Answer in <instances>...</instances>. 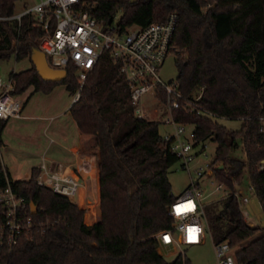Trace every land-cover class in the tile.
Wrapping results in <instances>:
<instances>
[{
  "label": "trees",
  "instance_id": "1",
  "mask_svg": "<svg viewBox=\"0 0 264 264\" xmlns=\"http://www.w3.org/2000/svg\"><path fill=\"white\" fill-rule=\"evenodd\" d=\"M17 1L0 0V60L11 55L30 60L39 49L42 33L33 17L10 18ZM85 2L91 16L104 25L115 21L120 29L146 26L164 20L171 11L177 13L170 52L175 55L177 88L188 98L201 91L199 105L216 117L196 114L191 107H180L174 116L193 125L195 144L216 143L209 168L230 190L204 207L210 235L214 243L233 246L238 263L264 264V227L245 221L233 195L245 168L264 213V170L258 169L264 159L259 130V116L264 115V0ZM65 70L61 81H45L31 62L10 74L11 93L20 95L29 87L46 92L63 83L74 95L79 87L75 69ZM159 95L164 100V94ZM69 112L82 133L96 137L99 148L98 219L85 223L83 208L37 185L38 170L33 167L28 179L11 181V188L26 201L30 223L12 247L0 237V264H191L181 253L167 261L156 238L173 225L168 211L175 196L168 171L178 158L160 135L157 121L134 115L128 85L107 52L88 73ZM217 118L241 119L242 124L232 130ZM5 125L0 119V144ZM239 139L244 159L230 155ZM79 148L96 151L94 138L85 137ZM7 179L12 178L0 160V189ZM81 199L86 207L83 190ZM30 203L37 206L35 214Z\"/></svg>",
  "mask_w": 264,
  "mask_h": 264
},
{
  "label": "built area",
  "instance_id": "2",
  "mask_svg": "<svg viewBox=\"0 0 264 264\" xmlns=\"http://www.w3.org/2000/svg\"><path fill=\"white\" fill-rule=\"evenodd\" d=\"M86 4L85 0H34L32 4L26 5L21 13L10 18L19 20L22 15L30 14L41 30L39 49L44 53L48 65L54 69H65L67 66L75 69L79 87L73 102L78 99L88 73L101 55L107 52L111 60L118 65L119 73L128 85L134 115L156 121L157 117L149 118L145 110L147 104L156 102L161 105L154 108L156 115L162 114V108L166 111L161 122L171 126L173 133L162 137L164 141L169 142L170 150L180 161L181 167L189 170L190 163L198 156V153H193V148L200 143L195 144L193 130L187 137L183 136L188 124L176 120L174 111L180 107H191L196 114L211 118L216 116L199 105L201 91L188 98L178 90L175 81L164 83L159 77L160 66L166 55L171 52L177 13L171 11L164 20L146 26L131 25L120 29L115 21L104 25L102 21L91 16ZM12 90L13 86L0 79L1 120L21 117L22 100L19 95L11 93ZM148 93H152V98L146 103L142 98ZM160 93L164 94V100H161ZM259 130L264 137V115L259 116ZM35 168L38 170L37 185L71 201L73 197L78 196L81 185L79 178L65 172L61 164L49 160L43 154ZM258 169L264 170V159L258 163ZM194 176L196 179L191 180L183 193L175 197L170 205L168 213L174 220L173 225L156 234L159 246L175 250L182 245H199L204 242L206 234H210L204 211L206 203L199 189L200 179L214 177L209 163L206 169L195 167ZM11 181L13 179H7L6 187L0 189V237L9 247L17 243L19 236L30 223V219L25 216L26 201L11 188ZM249 189L254 191L251 183ZM214 190H223L222 198L230 194V191L224 189L221 181L215 185ZM233 195L238 204L239 201L247 204V197L240 199L236 192H233ZM239 209L246 221L249 211L242 209L240 204ZM214 252L216 264H241L234 259L233 246L227 241L214 243Z\"/></svg>",
  "mask_w": 264,
  "mask_h": 264
},
{
  "label": "rangeland",
  "instance_id": "3",
  "mask_svg": "<svg viewBox=\"0 0 264 264\" xmlns=\"http://www.w3.org/2000/svg\"><path fill=\"white\" fill-rule=\"evenodd\" d=\"M34 0H18L15 5V12L21 13L26 5H30ZM251 66V64H249ZM31 66L28 58L16 60L14 55L9 58L0 60V79L4 83H9L13 86L10 79L12 72H19ZM159 77L164 83L176 81L177 67L175 64V55L168 53L160 66ZM22 100L21 111L19 118H9L1 134L2 143L0 144V160L3 167L8 171L13 180H25L30 177L31 169L41 161V155L44 154L48 158H57L56 152L60 146L55 140L62 142L61 133H68L73 129V118L69 112V107L73 102V93L67 90L65 84L56 83L50 90L34 91L33 87H29L19 95ZM152 93L143 96L144 102L151 101ZM161 105L156 103L147 104L145 110L148 117H157L158 130L161 136L167 133H173L171 126L161 122L165 116L162 108V114L155 112L154 108H159ZM217 121L229 129L236 130L241 124V119L217 118ZM193 130V125H186L183 136H188V133ZM216 143L207 140L193 148V153H198L195 160L190 163V169L187 170L181 167L180 161L172 165L168 171V179L170 182L171 193L177 197L190 184L191 180L196 179L194 176L195 167H203L206 169L215 156ZM238 159H244V150L242 141L238 140V147L230 154ZM216 164H219L217 162ZM220 181L215 178H203L199 180L200 191L203 201L208 204L222 199L224 191H215L214 187ZM224 189L230 191L223 183ZM250 180L247 170H242L241 178L238 183H235L234 192L240 197H247L248 202L244 204L239 201L242 209L249 211V216L246 222L249 225H259L264 227V213L258 198L254 191L249 189ZM89 198L86 200L85 221L95 222L97 207H95V188L93 185L89 187ZM73 201H78L75 196ZM94 220V221H93ZM247 242L244 241V243ZM159 252L167 261H171L177 253L184 255L191 264H216L214 252V242L210 234H206L204 242L199 245L180 246L177 249L169 250L159 246Z\"/></svg>",
  "mask_w": 264,
  "mask_h": 264
},
{
  "label": "crops",
  "instance_id": "4",
  "mask_svg": "<svg viewBox=\"0 0 264 264\" xmlns=\"http://www.w3.org/2000/svg\"><path fill=\"white\" fill-rule=\"evenodd\" d=\"M72 122L74 125L73 129L69 133L67 131L61 133L62 142L55 140L56 144L60 146V149L56 152L57 158H47L55 163L61 164L65 172L79 178L81 185L77 196L78 201L73 202L85 210L84 217L86 214V207L81 203V190L84 191L85 197L89 198L90 202L92 198L89 195L88 189L90 185H93V188H95V207H97L96 217L94 219L96 221L99 215V148L94 135L82 133L77 127L74 119ZM85 137L94 138L96 151H87L85 148H79V144L83 143ZM84 222L90 224L92 221L87 222L84 219Z\"/></svg>",
  "mask_w": 264,
  "mask_h": 264
},
{
  "label": "water",
  "instance_id": "5",
  "mask_svg": "<svg viewBox=\"0 0 264 264\" xmlns=\"http://www.w3.org/2000/svg\"><path fill=\"white\" fill-rule=\"evenodd\" d=\"M30 60L34 65L38 75L45 81L58 82L64 79L67 75L65 69H54L50 67L46 61L44 53L40 49H36L31 54ZM37 206L30 203V212L35 214Z\"/></svg>",
  "mask_w": 264,
  "mask_h": 264
}]
</instances>
